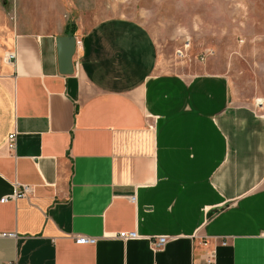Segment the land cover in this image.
Masks as SVG:
<instances>
[{"label":"crops","instance_id":"1","mask_svg":"<svg viewBox=\"0 0 264 264\" xmlns=\"http://www.w3.org/2000/svg\"><path fill=\"white\" fill-rule=\"evenodd\" d=\"M77 13L0 0V264H264L262 82L244 96L210 49L178 60L140 22Z\"/></svg>","mask_w":264,"mask_h":264},{"label":"rangeland","instance_id":"2","mask_svg":"<svg viewBox=\"0 0 264 264\" xmlns=\"http://www.w3.org/2000/svg\"><path fill=\"white\" fill-rule=\"evenodd\" d=\"M74 5L86 20L142 23L163 54H176L189 42L197 62L210 49L208 61L228 70L234 89L244 96H254L261 82L264 86V0H74Z\"/></svg>","mask_w":264,"mask_h":264},{"label":"built area","instance_id":"3","mask_svg":"<svg viewBox=\"0 0 264 264\" xmlns=\"http://www.w3.org/2000/svg\"><path fill=\"white\" fill-rule=\"evenodd\" d=\"M77 44H80V42H77ZM191 49V43H186L182 49H179L177 51V57L180 59H189V51ZM208 56L207 52H203L202 56L200 57L201 61H204L206 57ZM16 59V54L15 53H8L6 55V60L7 62H13V60ZM8 147L10 150L15 151L17 148V132L11 133L8 138ZM30 191V188L28 186H24L23 189L21 190H16L13 195H10L9 197H4L1 199V203H6L11 200H16L18 198L25 197ZM2 236L4 237H15L13 233L10 234H3ZM119 238L124 240V241H129V240H138L140 239V235L136 231H123L119 233ZM75 242L78 245H93L97 242L95 238L92 237H87V236H76L74 237ZM168 237L165 236H160V237H155L154 240H152V245L154 248L160 249L163 246L166 245L168 242ZM206 262L207 264H216V251H211L208 253L206 257Z\"/></svg>","mask_w":264,"mask_h":264},{"label":"water","instance_id":"4","mask_svg":"<svg viewBox=\"0 0 264 264\" xmlns=\"http://www.w3.org/2000/svg\"><path fill=\"white\" fill-rule=\"evenodd\" d=\"M60 50L61 73L68 75L74 73L73 56L76 52V39L74 37H61L58 39Z\"/></svg>","mask_w":264,"mask_h":264}]
</instances>
